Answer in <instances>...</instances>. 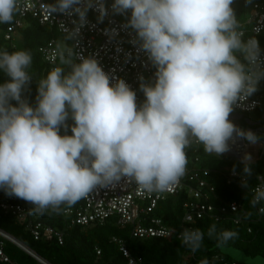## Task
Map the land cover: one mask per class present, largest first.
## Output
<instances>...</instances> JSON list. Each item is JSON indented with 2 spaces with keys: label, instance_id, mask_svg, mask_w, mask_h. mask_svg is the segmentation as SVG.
Listing matches in <instances>:
<instances>
[{
  "label": "clouds",
  "instance_id": "9594fccd",
  "mask_svg": "<svg viewBox=\"0 0 264 264\" xmlns=\"http://www.w3.org/2000/svg\"><path fill=\"white\" fill-rule=\"evenodd\" d=\"M81 3L54 0L47 8L76 13L82 26L92 0ZM232 3L113 0V12H130L127 26L156 69L154 81L140 85L145 99L139 106L125 81L111 84L94 58L75 62L63 42L47 55L54 66L37 81L36 103L30 106L22 91L32 79V53L0 51V71L9 77L0 84V189L29 203L30 214H58L97 187L121 180L149 194L171 191L186 174V150L193 143L215 157L229 151L234 133L256 143L253 132L229 120L234 106L264 79L261 49L254 37L243 39ZM98 7L103 16V3ZM20 11L21 0H0V24H11ZM75 32L78 28L69 36ZM61 128H70L71 135H60ZM250 161L245 154V177L252 175ZM241 186L249 189L246 178ZM251 191L249 203L255 208L264 202V182ZM259 211L264 213V207ZM206 235L221 251L238 237L232 230L218 232L216 224ZM179 239L195 254L205 232L186 228Z\"/></svg>",
  "mask_w": 264,
  "mask_h": 264
},
{
  "label": "built area",
  "instance_id": "2783aa9c",
  "mask_svg": "<svg viewBox=\"0 0 264 264\" xmlns=\"http://www.w3.org/2000/svg\"><path fill=\"white\" fill-rule=\"evenodd\" d=\"M239 0H233L237 2ZM98 2L104 6V14L101 16ZM52 4L47 0H21V11L17 13L11 24H0V41L10 43L13 46L19 32L25 27L28 20L35 21L40 27L55 31L60 42L69 43V48L74 53L75 62L79 57L94 58L102 70L109 76L110 83L122 79L131 90L136 93L137 104L141 100L143 92L140 90L141 83L150 84L155 79V67L149 60L147 54L140 48L139 41L133 29L127 26L130 12L125 14L115 13L112 10L113 0H92L87 8L84 23L81 26L79 16L49 12L47 5ZM83 7V0L80 5ZM244 31V39L254 37L261 49V66L264 67V0L254 2L249 8V14L241 23ZM78 28V32L73 33ZM56 41L49 40L38 48V52L44 64L50 70L54 65L46 59L47 55L55 49ZM142 78V79H141ZM264 86V79L257 84V91L245 101L238 102L240 106H234L229 120L239 129L251 131L257 137L256 143L237 137L235 133L228 141L229 151L220 155L228 158L236 164H242L245 154L251 157L250 164L256 163L264 155V113L260 117L254 116L262 105L263 93L258 87ZM145 98V97H144ZM250 115V116H249ZM71 135L67 131L62 135ZM202 146L193 143L187 149L188 164L185 176L171 191L164 193H146L132 182L121 180L117 184L108 187H97L86 198L77 204L62 210L63 216L69 219L70 225L88 226L104 224L106 220L114 218V224L119 228L130 227L133 238L147 239H170L173 235L180 240V234L184 229H197L200 221L224 222L233 225L255 224L256 220L247 214L250 212L236 200H226L218 195L216 186L211 178L212 175L219 176L228 186L241 188V180L245 179L243 173L231 169L229 166L221 168L197 167L198 151ZM247 179V178H246ZM264 182L262 177H257V184ZM256 184V185H257ZM183 195L185 201L182 204V218L178 231L170 229L163 217L155 216L154 212L160 203L169 197ZM252 198V191H251ZM259 204L253 208L258 217L263 213L259 211ZM28 208L19 205L18 198L7 195L0 189V212L10 214L17 222H23L27 218ZM41 223L30 222L26 227L35 240L40 237L50 239L53 235L58 237L61 244V236L52 228H43ZM250 226L248 233H250ZM0 239L13 243L19 248H24L10 235L0 230ZM112 242L119 245V251L126 260V264H140L138 260L130 256L124 243L112 238ZM1 245V242H0ZM31 255L34 253L27 250ZM38 258V257H37ZM207 260L208 264H239L235 261H225L217 254H211L208 258L197 257L190 250L182 255L180 264H201ZM0 261L8 262L0 249ZM43 264H46L42 261Z\"/></svg>",
  "mask_w": 264,
  "mask_h": 264
},
{
  "label": "trees",
  "instance_id": "16d2710c",
  "mask_svg": "<svg viewBox=\"0 0 264 264\" xmlns=\"http://www.w3.org/2000/svg\"><path fill=\"white\" fill-rule=\"evenodd\" d=\"M47 1L54 3V0ZM256 1L259 0H239L232 3L231 7L240 24L244 22L249 14V8ZM51 39H54L56 43L60 42L59 35L55 31L40 27L35 21L28 20L25 27L19 32L18 38H16L17 41L15 40L13 46L10 43L0 41V51L7 50L11 53L25 49L32 53L33 63L29 69L32 79L22 91V99H25L33 107L36 103L37 81L49 71L40 57L38 48ZM17 42L20 46H17ZM65 45L69 48L68 42ZM7 80H9V77L3 71H0V84ZM258 89L263 93V101L254 116L260 117L264 113V86L259 85ZM144 99V95H142L137 105L139 106ZM10 103L16 104L15 101H10ZM72 123L70 118L66 121L68 125ZM262 124L264 125V120ZM67 131H70V128L67 130L61 128L59 134L62 135ZM227 159L220 156H210L201 148L198 151L196 165L206 169L229 166L231 169L243 173L242 164H235ZM250 165L252 175L246 177L250 185L248 190L243 187L228 186L219 176L212 175L209 178L213 180L219 196L226 200L231 199L240 202L245 208L250 210V217L255 219L256 223L233 225L224 222L200 221L197 224V229L205 232V239L202 249L196 252L197 257L208 258L211 254H217L225 261H233L215 247V240L207 238L208 227L216 224L218 232L221 230H232L238 233V237L235 240L229 241L228 248L238 250L251 258H264V213L258 217L249 203L251 200V189L256 186L257 177L264 178V155L261 160ZM184 201L185 197L183 195L169 197L161 204V207L160 205L158 206L154 215L163 217L164 223L170 229L178 231L183 214L182 204ZM18 203L28 208L27 218L20 223L10 214L0 212V230L10 235L46 264H126L125 258L119 251L118 243L112 242V238L123 242L130 256L138 260L140 264H180L183 253L189 250L181 245L180 240H177L175 235L166 240L133 238L130 234V227L119 228L114 224V218H110L100 225L74 226L70 225L69 219L63 216L62 211L58 214L33 215L30 214L29 209L32 206L29 203L19 198ZM259 206L264 207V202L259 204ZM30 222L41 223V232L43 228H52L55 233L61 236V244H59L58 237L55 235L50 239L40 237L35 240L26 228ZM249 226L251 229L250 233H248ZM0 242V249L8 260V262L0 261V264H40L13 243L2 239H0Z\"/></svg>",
  "mask_w": 264,
  "mask_h": 264
},
{
  "label": "rangeland",
  "instance_id": "374dc122",
  "mask_svg": "<svg viewBox=\"0 0 264 264\" xmlns=\"http://www.w3.org/2000/svg\"><path fill=\"white\" fill-rule=\"evenodd\" d=\"M59 39H64L65 41H67V39L64 37H59ZM17 46H20L18 42H17ZM162 203L159 204L160 207L162 206L161 205ZM222 254H226L231 260H233L239 264H245V263L246 264H264V258H262V257L251 258V257L244 255L242 252L235 250V249H232V248H228V250L223 251ZM247 258H249V259H247Z\"/></svg>",
  "mask_w": 264,
  "mask_h": 264
},
{
  "label": "water",
  "instance_id": "95a60500",
  "mask_svg": "<svg viewBox=\"0 0 264 264\" xmlns=\"http://www.w3.org/2000/svg\"><path fill=\"white\" fill-rule=\"evenodd\" d=\"M224 154V153H223ZM21 250H23L26 254H28L29 256H31V257H33L38 263H40V264H43L42 263V261H41V259H39V258H37V257H35V256H33V255H31L26 249H24V248H20ZM223 252V251H222ZM226 255V254H225ZM247 259H249V258H247ZM245 263V262H244ZM246 264V263H245Z\"/></svg>",
  "mask_w": 264,
  "mask_h": 264
}]
</instances>
